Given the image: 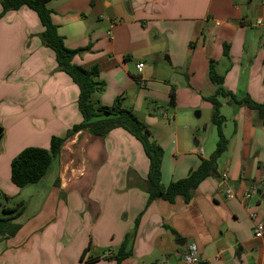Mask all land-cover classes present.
<instances>
[{
  "label": "crops",
  "instance_id": "crops-1",
  "mask_svg": "<svg viewBox=\"0 0 264 264\" xmlns=\"http://www.w3.org/2000/svg\"><path fill=\"white\" fill-rule=\"evenodd\" d=\"M53 1L47 7L64 45L87 49L74 63L97 67L105 84L95 99L103 106L123 99V106L163 149V186L186 178L215 150L212 108L204 101L215 91L208 77L210 61L224 76L227 91L248 95L257 103L264 99V0H65L55 8ZM42 30L27 8L0 19V34L9 49L0 62V77H5L4 65L13 71L5 84L10 92L0 97V106L8 98L15 106L12 112L19 102L22 114L30 116L16 120L20 134L13 141L2 129L0 189L12 197L22 191L10 180L12 159L27 147L48 149L52 136L63 137L81 121L78 89L56 70L53 52L41 46L37 35ZM224 44L228 58L223 57ZM137 64H143L141 71ZM171 90L175 106L168 108ZM220 112L228 149L217 163L216 175L196 188L189 203L178 197L173 203L157 199L146 207L147 194L128 186L127 172L145 180L148 160L125 131L114 130L105 138L82 132L68 139L60 153L57 188L49 191L41 211L49 196L70 190L69 195L84 202V213L75 222L72 209L56 204L54 217L45 224L29 220L22 225L20 216L14 221L19 231L0 238V264H85L69 259L85 249L81 227L92 251L113 252L140 214L132 256L121 264H182L180 254L189 241L200 262L264 264V241L252 233L256 222L264 224V126L255 125L254 112L226 100ZM223 170L225 181L220 179ZM227 190L233 197L226 196ZM66 231L71 237L64 243ZM48 236L54 239L46 240ZM181 239L184 246L177 244ZM92 264L115 262L101 259Z\"/></svg>",
  "mask_w": 264,
  "mask_h": 264
},
{
  "label": "trees",
  "instance_id": "trees-1",
  "mask_svg": "<svg viewBox=\"0 0 264 264\" xmlns=\"http://www.w3.org/2000/svg\"><path fill=\"white\" fill-rule=\"evenodd\" d=\"M52 0H0V19L8 12L27 8L35 13L42 32L38 34L41 46L53 52L56 62V70L67 75L78 89L77 109L81 115L80 123L68 129L63 137L52 136L48 149L40 147H27L23 149L10 163L11 183L19 189L28 185L38 184L48 173L52 161L60 157L64 143L78 133L86 132L94 138H105L112 131L121 129L132 136L141 145L145 157L148 160V173L145 180L136 177L132 171L127 172L128 186L136 187L147 194L146 207L157 199L173 203L181 197L184 203H189L196 188L207 178L216 175L217 163L228 149L229 140L223 133L225 118L220 109L222 100L229 104L246 107L255 114V125L264 126V99L261 103L253 101L248 95L233 94L224 88V76L219 75L210 61L208 77L215 86L214 93L204 101L211 105V124L215 127L217 141L215 150L209 159L202 160L196 170L186 178L171 182L168 186L161 184V163L163 149L153 138L149 129L138 120L134 113L123 106V99L117 97L111 106H103L95 97L104 91L105 84L99 80V71L93 66L85 69L76 63L74 59L78 53L87 49H70L64 45V39L57 32V26L51 20L52 11L47 4ZM229 47L224 44L223 57L228 58ZM264 84V79H263ZM175 106L174 90L170 91L167 107ZM1 197V193H0ZM22 202L15 208L1 207L4 217L0 218V238L15 235L20 226L15 224L22 215ZM141 214L134 221L132 230L126 233L122 242L113 252L109 250L101 253L92 251L85 264H92L101 259H112L115 264H121L130 258L133 253V243ZM82 251L80 261L85 260L86 251ZM110 252V257L105 253ZM239 254V250H237Z\"/></svg>",
  "mask_w": 264,
  "mask_h": 264
},
{
  "label": "rangeland",
  "instance_id": "rangeland-1",
  "mask_svg": "<svg viewBox=\"0 0 264 264\" xmlns=\"http://www.w3.org/2000/svg\"><path fill=\"white\" fill-rule=\"evenodd\" d=\"M64 1L65 0H54L52 2L51 7L55 8L56 6L63 4ZM10 41H12V40H10ZM7 42H8L7 38L4 39L2 36V33H1L0 34V62L2 60V57L9 53V49L4 46ZM11 44H14V43L12 42ZM4 67L6 69V71L3 72V73H5V75H4L5 77L4 78L0 77V97L1 96L2 97L7 96L9 94L10 89L5 84L7 83V77L11 73H13V71L8 72L9 66L4 65ZM14 67L15 66H10V69H13ZM1 70H2V67H0V73H1ZM17 103H18L16 106L17 111L12 112L13 108L15 107L14 104L11 103L9 105L8 98L6 100L1 101L0 128L7 131L8 135L10 136L9 140H12L15 137L16 133L20 134V133H18V129L16 127H14L19 123V121H18V123H16V120H25L26 121V119L28 120V118H30L29 115L22 114L24 112L23 104H20L19 102H17ZM36 133H39V132H36ZM9 142H11V141H9ZM3 146H4V144L1 142L0 143V153L2 151H4V149H5V148H3ZM206 149H208V148L206 147ZM2 154L3 153H1V155ZM59 164L61 166L60 157L52 161L50 170L48 171V173L44 179H42L38 184L28 185V186L24 187L19 196H16V197L9 196L5 193V191L3 189H0V193H1L0 205H1V207L15 208L19 202H22L23 203L22 215L18 219V221H20V223L22 225L27 224V222L29 220H35L36 222H42L45 224L46 222H49L48 219L50 217H54V214H52V210L55 209L56 204H59V209L65 208L66 206H68L70 209H72V211L75 212L74 214H76V216H77V218L75 217L76 218L75 222H78L77 220H79V217L81 218L82 213H84V211H83V206H84L83 203L84 202L83 203L78 202V199L80 196L69 195V193L72 192L69 190V188H68L69 191H67L68 196H67L66 192L65 193L60 192V194L58 193V195L53 194L51 196V198L49 196L48 200L45 203L43 210L41 211L42 204L44 202V199L47 197V194L49 193V191L57 188V184H58L57 180L59 179V171H58ZM62 172L64 173V170ZM68 172H69V174H72V171L68 170ZM3 186L5 187L4 184H3ZM73 191H75L74 192V194H75L76 190L73 189ZM63 194H65L66 196H64ZM54 198H55V201L53 200ZM79 203H82V204H79ZM68 207H66V208H68ZM76 207H78V208H76ZM66 210L68 211L69 209H66ZM38 213H40V215L37 217ZM72 214H73V212H72ZM72 214H70L71 219L74 218L72 216ZM2 217H4V216L2 215L1 208H0V218H2ZM80 230L82 231L81 236L87 239L86 246H85V249H86L89 247V244H90V242L88 240V235H87V232L83 230V227H81ZM70 234H71L70 231H66V238H65L64 243H67V237H71V236H69ZM47 239H54V238H52V236H48L46 238V240ZM91 253H92V250L86 251L84 263L89 259V257L91 256ZM99 253H101V250H99ZM81 254H79L78 257L77 256L71 257L69 259L72 262H75V263L78 262L79 263ZM71 264H73V263H71Z\"/></svg>",
  "mask_w": 264,
  "mask_h": 264
},
{
  "label": "built area",
  "instance_id": "built-area-1",
  "mask_svg": "<svg viewBox=\"0 0 264 264\" xmlns=\"http://www.w3.org/2000/svg\"><path fill=\"white\" fill-rule=\"evenodd\" d=\"M258 23H260V22H258ZM115 24H116L115 20L110 23V28L106 32L107 37H111L112 29L115 26ZM142 68H143V64H137L136 65L137 71H141ZM226 178H227L226 170H223L220 174V179L222 181H225ZM226 196L228 198H231V197H233V194L231 191L227 190ZM252 233H253V237L255 239L264 241V224L262 222H256L254 227H253ZM105 255L110 257L111 253L107 252V253H105ZM179 259H180L182 264H199L200 263L199 254H198L197 248L193 242L189 241L185 244V249L180 254Z\"/></svg>",
  "mask_w": 264,
  "mask_h": 264
},
{
  "label": "water",
  "instance_id": "water-1",
  "mask_svg": "<svg viewBox=\"0 0 264 264\" xmlns=\"http://www.w3.org/2000/svg\"><path fill=\"white\" fill-rule=\"evenodd\" d=\"M198 115V114H197ZM1 136H2V129L0 128V139H1ZM184 240H178L177 241V244L179 245V246H184ZM183 251H184V249H183ZM199 264H208L207 262H200Z\"/></svg>",
  "mask_w": 264,
  "mask_h": 264
}]
</instances>
